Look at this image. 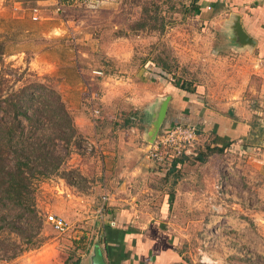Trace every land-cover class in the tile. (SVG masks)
Masks as SVG:
<instances>
[{
  "label": "rangeland",
  "instance_id": "374dc122",
  "mask_svg": "<svg viewBox=\"0 0 264 264\" xmlns=\"http://www.w3.org/2000/svg\"><path fill=\"white\" fill-rule=\"evenodd\" d=\"M261 1L0 0L5 91L50 85L76 127L68 143L53 140L55 154L64 157L57 171L34 179L37 218L0 204V248H8L0 261L26 256L49 264L79 258L85 264L102 224L117 218L111 202L118 199L136 204L133 214L160 219L138 224H157L187 264H264V171L257 161L264 151L255 132L246 141L248 153L211 151L204 143L202 156L175 167L153 162L146 140L152 113L173 87L209 92V103L225 101L226 90L246 82L242 94L261 108L256 98L264 70L257 24ZM236 27L253 42L240 41ZM36 89L28 90L38 94ZM167 113L161 129L181 121ZM116 131L135 136L138 146L127 148V141L121 148L100 147ZM118 150L139 162L119 164ZM127 168L131 175H120ZM46 212L66 218L70 229L53 230ZM30 240L41 243L26 248Z\"/></svg>",
  "mask_w": 264,
  "mask_h": 264
},
{
  "label": "crops",
  "instance_id": "0c3cea01",
  "mask_svg": "<svg viewBox=\"0 0 264 264\" xmlns=\"http://www.w3.org/2000/svg\"><path fill=\"white\" fill-rule=\"evenodd\" d=\"M261 2L262 5L259 8L261 12L257 17V24L259 26V35L264 41V0ZM258 46L260 50L264 49V44L259 43ZM261 66L264 67V60L261 62ZM262 75V86L259 93L257 92L258 97H256L259 99L257 101H260L261 108L251 104L255 100L247 98L246 95L242 94L245 85H247L246 82H243L240 86L235 87L236 89L234 91L233 89L225 91V95L223 96L225 97V101L215 100L209 103L206 101L210 98L209 92H203L199 89L189 92L188 90L173 87L171 94H167L170 96L167 114L171 118L181 119L185 123H198L201 128V146L204 143L212 146L213 144L220 145L224 142H232L231 145L234 147L232 150L248 153L252 147L246 144V141L252 140L250 136L252 135L254 137V134H251V132H255V136L257 135L256 137L261 139L263 144L259 149L261 148L264 151V70ZM76 86L79 88L81 85L77 82ZM230 92L235 93L231 94ZM172 109L178 111V113L172 112ZM135 131V128H131V134ZM116 133L117 137L115 139L105 137L103 140H100L103 143V146L100 147L110 148L112 146L114 148H121L123 147V143L127 141L129 144L127 148L138 146V139L135 136L128 135V133V137L124 136L123 131H116ZM260 134L261 136H259ZM120 151L118 150V157L121 156L118 159L119 164H127V167H131L139 162V159L136 163L128 160V156H123ZM260 156L257 161L264 171V153H261ZM128 169L130 168H127L120 175L130 176L131 174L127 173ZM122 190L123 186H120V195L124 193ZM132 203L131 200L119 201L118 199H113L111 202L117 208L118 215L117 218L111 217L110 220L105 222H117L116 226L113 227L119 230H126L121 236L119 243L114 242L110 244L113 255L111 257L107 255L105 246L99 241V237L93 243L99 245L100 252L106 264H187L173 245L168 242L166 236L161 233L157 224L149 223L144 228H141L138 224V222L162 221L152 216L145 218L142 214H133V211L136 209L134 205L136 204L133 205ZM136 215L138 218H136ZM101 234L102 231L100 230L99 236ZM91 248L87 254L85 264L89 262ZM0 264H49V262L47 259L28 260V257L20 256L11 262L0 261Z\"/></svg>",
  "mask_w": 264,
  "mask_h": 264
},
{
  "label": "trees",
  "instance_id": "16d2710c",
  "mask_svg": "<svg viewBox=\"0 0 264 264\" xmlns=\"http://www.w3.org/2000/svg\"><path fill=\"white\" fill-rule=\"evenodd\" d=\"M195 11L198 12V8ZM4 81L3 74L0 73V204L18 207L30 218H37L38 211L31 195L34 191V179L57 171L64 157L55 154L53 140L68 143L76 133V127L64 107V102L50 85L36 82L8 92L5 91ZM31 86L40 92H30L28 89ZM35 95L39 98L37 103L33 100ZM52 115L58 116L59 119L52 120ZM45 116H48L47 123L42 120ZM23 119L27 126H24ZM175 123L180 121L166 123L162 130ZM231 143L207 146L211 151L232 150L234 147ZM201 149L202 146L199 147L198 156L195 158L202 156ZM186 158H176L171 166L175 167ZM10 227L14 229L13 225ZM101 231L99 241L104 244L107 255L111 257L113 254L110 244L119 243L126 230L116 229L109 222H105ZM40 243V240H30L25 243V247L38 246ZM7 252L8 248H0V259L6 256ZM11 255L14 256L15 253ZM72 264H80V259H76Z\"/></svg>",
  "mask_w": 264,
  "mask_h": 264
},
{
  "label": "built area",
  "instance_id": "2783aa9c",
  "mask_svg": "<svg viewBox=\"0 0 264 264\" xmlns=\"http://www.w3.org/2000/svg\"><path fill=\"white\" fill-rule=\"evenodd\" d=\"M37 8L32 9V18L37 19ZM94 73H100L93 70ZM93 117L98 115V109H92ZM148 156L159 165L172 164L179 157H196L201 146V128L198 123H175L166 130L160 129L153 143L147 145ZM104 196L103 199H107ZM45 222L49 223L53 230L58 233L67 232L71 224L63 216L46 212ZM112 224V222L110 223Z\"/></svg>",
  "mask_w": 264,
  "mask_h": 264
},
{
  "label": "water",
  "instance_id": "95a60500",
  "mask_svg": "<svg viewBox=\"0 0 264 264\" xmlns=\"http://www.w3.org/2000/svg\"><path fill=\"white\" fill-rule=\"evenodd\" d=\"M236 34L239 37V40L242 42H253V39L249 37V35L241 28L236 27ZM170 99V96L167 95L164 98H162L157 106V109L155 112H153L151 117V123L150 127L147 130V142L153 143L155 140L158 132L161 129V126L164 121V116L167 111L168 101ZM88 264H106L101 252L100 247L98 244H93L91 248V253L89 256Z\"/></svg>",
  "mask_w": 264,
  "mask_h": 264
}]
</instances>
